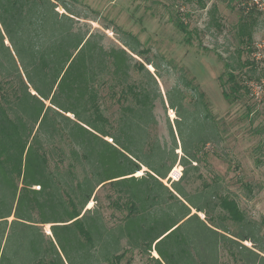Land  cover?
<instances>
[{"label":"trees","instance_id":"16d2710c","mask_svg":"<svg viewBox=\"0 0 264 264\" xmlns=\"http://www.w3.org/2000/svg\"><path fill=\"white\" fill-rule=\"evenodd\" d=\"M77 2L0 0V264H117L128 250L153 252L154 264H220L224 244L235 250L238 264H264V257L242 244L252 242V231L234 200L217 198L225 218L244 226L230 238L207 215L213 204L210 189L190 194L181 185L185 173L177 181L168 177L178 147L172 128L170 148L150 138L154 103L162 96L148 49L123 31L118 33L123 48L105 49L103 35L78 26L80 17L70 8ZM255 12L242 11L235 44L223 59L218 81L228 104L248 93L243 79H258L249 60L258 25ZM212 20L217 25L214 15ZM173 24L188 43L187 25L180 18ZM134 70L144 73L146 84L132 79ZM178 78L196 95V113L190 114L178 87L167 92L179 118L184 153L179 163L187 168L197 162L190 150L211 142L217 125L198 86L183 74ZM106 98L119 107L114 126L104 115ZM198 113L200 125L189 135V123ZM61 140L71 159L64 170L53 172L49 159L58 157ZM138 172L142 175L134 177ZM106 184L117 195L112 205L122 213L112 227L96 208L86 209L95 190ZM40 225H49L48 236ZM123 240L127 249L121 252Z\"/></svg>","mask_w":264,"mask_h":264},{"label":"rangeland","instance_id":"374dc122","mask_svg":"<svg viewBox=\"0 0 264 264\" xmlns=\"http://www.w3.org/2000/svg\"><path fill=\"white\" fill-rule=\"evenodd\" d=\"M70 8L80 17L79 27L103 35L105 49L123 48L119 31L136 36L141 48L148 49L147 57L157 66L160 76L156 77V81L162 96L154 103L156 125L149 128L150 138H157L161 146L170 148L169 129L172 128L178 147L175 150L177 162L168 177L177 181L185 173L181 185L190 194L210 189L214 205L207 209V215L221 223L226 229L225 235L230 238L244 226L225 218L217 198L234 200L245 215L244 223H248L252 231V242L242 244L264 257V8H258L254 0H78L74 6L70 4ZM250 8L257 11L258 25L253 34L254 51L249 60L256 67L258 79H243L248 93L228 104L221 96L218 79L224 73L223 59L235 44L234 28L238 18L242 11ZM57 11L62 13L63 10L58 8ZM213 15L217 25L212 20ZM176 18H180L191 32L188 43L185 42L187 37L174 27ZM135 59L143 62V59ZM145 67L151 74L155 73L149 65ZM182 74L193 86H198V92L203 94L204 103L217 125L211 142L198 145L197 150H190L196 153L197 162L187 168L179 163L184 157L176 125L179 118L167 101V92L178 87L185 112L196 113L195 92L181 84L178 77ZM131 77L140 84L148 81L144 73L137 70L131 71ZM103 108L104 115L114 126L119 116L118 105L106 98ZM196 117L189 123V135L198 129L202 114L198 113ZM104 141L113 145L109 138H104ZM56 145L58 157L49 159V168L53 172L58 168L64 170L71 159L70 148L64 140L57 141ZM59 159H63V163ZM74 172L81 177V170L76 166ZM141 175L138 172L133 176ZM164 182L170 186L166 180ZM33 189L38 190V187ZM116 196L106 184L95 190L86 209L96 208L108 227L117 225L122 213L112 205ZM198 216L206 219L202 213ZM40 229L45 235L50 234L49 225H40ZM121 246V252L127 249L125 240ZM151 257L157 258L153 252L142 254L128 250L117 264H154ZM219 262L238 264L235 250L229 245H222ZM103 264L115 263L113 260Z\"/></svg>","mask_w":264,"mask_h":264},{"label":"built area","instance_id":"2783aa9c","mask_svg":"<svg viewBox=\"0 0 264 264\" xmlns=\"http://www.w3.org/2000/svg\"><path fill=\"white\" fill-rule=\"evenodd\" d=\"M258 8H264V0H254Z\"/></svg>","mask_w":264,"mask_h":264}]
</instances>
